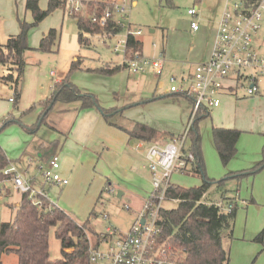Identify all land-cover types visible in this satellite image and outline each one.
I'll return each mask as SVG.
<instances>
[{"label": "rangeland", "instance_id": "1", "mask_svg": "<svg viewBox=\"0 0 264 264\" xmlns=\"http://www.w3.org/2000/svg\"><path fill=\"white\" fill-rule=\"evenodd\" d=\"M97 2L84 0L81 13L84 17L81 14L78 16L85 18L90 10L95 11ZM233 2L171 0L169 4L164 0H132L130 32L138 29L142 31L138 37L143 56L164 60L159 78L146 67L138 77L122 70L113 76L95 79V75L86 70L105 64H120L125 45L119 48L118 54H114L111 51L113 39L104 43L98 35L92 36L85 32L83 36L87 42L80 43L76 20L69 14V7L65 6L64 11L60 8L51 12L28 30V49L22 57L25 67L17 104L14 103V91L10 89L12 85L0 79V147L10 161H20V173L28 168L26 176L35 178L36 188L42 185L38 167H46V161L39 159L35 153L37 145L51 144L55 139L63 142L65 137L71 140L63 149L54 150L51 147L50 152H47V155H58L59 166L68 162L69 155L74 156L78 150L83 152L82 146L88 141H82L87 135V128L78 121L81 115L78 103L56 102L43 123L37 122L42 111L39 103L50 96L54 83L67 74L75 59L80 60V70L71 72L69 81L81 91L95 95L99 107L123 110L110 119L111 123L129 128V123L125 121H137L153 125L162 132L181 134L188 124L192 105L185 97L171 94V88H181V78L188 77V64L196 63L190 47L202 42L194 38L189 25L191 21L197 22L199 32L206 27L217 28L223 10ZM47 3L48 0H39V8L46 10ZM195 8L198 11L197 20L187 14L188 10ZM22 23H33L31 13L25 9V0H0V45H4L10 36L18 34ZM260 23L264 34V19ZM52 29L57 33L54 45L50 51H40L41 38ZM126 31L122 29L117 35V39L123 43ZM258 52L264 58V46ZM127 56L130 57L129 51ZM5 75L7 70L0 64V78ZM172 77L175 78L174 82L171 81ZM222 96L219 97V106L210 108L209 116L198 124L204 176L207 181L221 182L219 189L216 185L209 189L211 191L214 188V191L207 192L204 202L221 205L225 199L237 202L232 237L224 233L222 238V246L229 254V264H264V169L238 180L231 178L235 173L249 171L261 160L264 96L248 95L243 88H238L235 94ZM9 97L13 101H9ZM93 110L99 114L96 109ZM8 118L11 122L4 126V120ZM76 121L80 125L74 134H66L63 129L76 126ZM24 126L30 127L31 131L26 132ZM116 128L122 129L118 125ZM213 128L241 132L236 145L237 153L225 166L214 147ZM93 129L95 133L92 138ZM100 129L95 125L88 134L93 139L91 146H97L100 142L97 153H91L87 146L86 153L84 151L78 158L73 174L66 178L68 184L63 188L43 185L42 192L77 224L89 218L90 246L106 254L115 240L108 244L97 242V235L103 234L109 226L122 234H128L138 211L142 209L143 198L151 190V184L144 160L148 145L141 143L142 146L138 147L135 139L128 141L125 135L118 137L105 132L99 139ZM125 139L128 142L125 143ZM162 140L166 141L167 138ZM185 147L189 150L193 148L190 136L186 139ZM57 172L60 173L59 169ZM21 175L25 177L23 172ZM204 180L200 174L193 172L191 165L184 172H175L170 182L189 189L199 187ZM6 187L9 191L0 202V220L11 222L21 194L12 189L10 184H6ZM119 192L123 195L120 198L117 196ZM175 207L176 203L172 201L164 203L165 209ZM49 255L52 260L61 258L60 243L54 236V229L49 233ZM1 262L17 264V257L14 254H3Z\"/></svg>", "mask_w": 264, "mask_h": 264}, {"label": "trees", "instance_id": "2", "mask_svg": "<svg viewBox=\"0 0 264 264\" xmlns=\"http://www.w3.org/2000/svg\"><path fill=\"white\" fill-rule=\"evenodd\" d=\"M164 1L169 4L171 2V0ZM60 8L64 11V0H48L46 10L39 8V0H26L25 9L31 13L33 23H22L19 33L10 36L4 45H0V64L7 70V75L0 79L4 83L12 85L14 103L16 104L20 99V81L25 67L22 57L28 49V30L40 23L51 12ZM106 8H108L107 1L98 0L95 11L100 16ZM90 11L93 12V10ZM72 17L76 20L80 43L87 42L83 36L84 32L93 36L102 31L100 26L92 24L88 18ZM110 29L111 26L107 28V30ZM56 37L57 33L54 29L43 35L39 50L50 51ZM139 45L137 40L129 38L127 48L130 54H135L134 50ZM122 69H124V65L110 66L105 64L95 69H87L86 72L113 76ZM75 70H80V60L78 59L71 63L67 74L54 83L50 96L39 103L42 109L37 120V122L40 121L39 124L43 123L45 116L56 102L64 104L76 102L79 104L80 110L96 109L103 120L109 124H111L110 119L112 117L123 111L116 108L99 107L95 95L83 92L72 84L69 81V75ZM208 116L209 112L199 111L192 120L188 133L193 143L191 149L194 155L192 170L200 174L205 180L199 187L189 189L172 185L166 196L168 200L176 201V207L173 209L163 208L160 213V242L170 245L171 251L175 252L177 264H229V254L222 246V238L224 233L229 238L232 237L237 204L231 199L223 200L220 206L204 202L207 192L213 185H216L217 189L221 186V182L207 181L204 176L198 124L200 120ZM10 122L11 119L9 118L4 120V126ZM24 129L28 133L31 131L30 127L27 126H24ZM126 132L131 139L142 142H153L159 136L156 130L140 123H134L132 130ZM240 134V131L233 129H212L214 147L224 166L236 155V145ZM42 147L45 155L50 152L51 147L55 150L58 146L55 142L43 144ZM9 164L11 161L0 147V181L5 178L3 170ZM262 169H264V134L261 160L249 171L235 173L231 178L238 180L249 173L254 174ZM229 205H231V211L227 212L226 208ZM88 223L89 218L86 222L77 224L46 197L38 196L33 199L26 193L21 194L13 220L11 222L0 220V264H2L1 256L3 254H14L17 257V264H92L90 261V249L92 247L89 236L91 229L88 228ZM51 229H54V236L60 243L61 258L56 260H52L49 255V233ZM96 240L99 242L101 237L97 235Z\"/></svg>", "mask_w": 264, "mask_h": 264}, {"label": "built area", "instance_id": "3", "mask_svg": "<svg viewBox=\"0 0 264 264\" xmlns=\"http://www.w3.org/2000/svg\"><path fill=\"white\" fill-rule=\"evenodd\" d=\"M64 1L65 6L70 9L71 16L82 13L84 0ZM106 1L108 8L100 16L93 10L85 17L92 24L102 28L96 35L105 43L113 39L114 46L111 51L114 54H118L119 48L125 45L122 60L129 73L141 74L144 68L148 67L159 77L164 62L162 58L153 60L136 53L127 56L128 39L136 40L142 33L140 29L130 32L132 0ZM187 14L193 19L198 18L196 8L188 10ZM81 16L84 17L82 14ZM263 19L264 0H234L230 6L225 7L217 24V34L209 58L195 64L187 78H181L180 89L171 88L172 93H179L191 102L192 111L185 130L166 142L156 141L148 145L144 160L150 175L151 193L143 202L142 209L128 234H122L109 226L99 235L101 237L99 242L108 244L113 239L115 242L106 254L99 253L97 248L92 247L90 249L92 264H177L175 252L171 251L170 245L160 242L161 210L165 202L176 203L175 200H168L166 196L172 186L171 177L175 172L186 171L194 163V155L185 147V142L192 120L199 111L208 112L210 108L218 107L220 94L226 90L236 93L238 88H243L248 95L264 96V58L258 52L264 46V34L260 23ZM109 26L111 29L107 30ZM190 28L196 32L197 22L191 21ZM122 29L127 30L124 43L117 39ZM171 81L174 82L175 78L172 77ZM9 101H13L12 97H9ZM45 166L38 167L42 185L63 188L68 184L67 179L62 178L57 172L59 163L56 154L50 157ZM3 175L5 178L0 181V202L8 190L6 184L33 199L38 196L46 197L42 192L43 188L35 189L22 177L14 164L11 163L4 169ZM216 205L220 206L221 203ZM226 211H231V205Z\"/></svg>", "mask_w": 264, "mask_h": 264}, {"label": "crops", "instance_id": "4", "mask_svg": "<svg viewBox=\"0 0 264 264\" xmlns=\"http://www.w3.org/2000/svg\"><path fill=\"white\" fill-rule=\"evenodd\" d=\"M25 2H26V0H25ZM189 28H190V25H189ZM190 31L194 34V38H197V39H201L202 40V42L201 43H199V44H197V45H193V46H191L190 47V51H191V53L193 54V57H194V61L196 62V63H190V64H188V66H189V69H188V71H186V72H188V76L192 73V70H193V67H194V65L195 64H197V63H199V62H202V61H206L208 58H209V56H210V53H211V50H212V48H213V45H214V42H215V38H216V34H217V28H212V27H210V28H208V27H206V28H204V29H202V31L201 32H199V28H198V30L196 31V32H193L192 30H191V28H190ZM151 33H153V31H150ZM136 40L139 42V46H138V48L137 49H135L134 50V53H136V54H139V55H141V56H143V53H142V51H141V47H142V44H141V41H140V39H139V37H137L136 38ZM105 43V42H104ZM130 55H132V54H130ZM144 57H147V56H144ZM116 65H124L123 64V60L120 62V64H110V66H116ZM98 68V67H97ZM150 70H152L151 68H149ZM122 70H126L127 71V69H125V67H124V69H122ZM121 70V71H122ZM153 71V70H152ZM128 72V71H127ZM129 73V72H128ZM154 73V72H153ZM95 76H94V78L95 79H97V77H105V76H103V75H99V74H95V73H93ZM130 74V73H129ZM133 75H135V74H133ZM182 75H184V73L182 72ZM138 76H140L139 74H137V77ZM154 76H156L155 74H154ZM161 76V75H160ZM159 76V77H160ZM157 78H159L158 76H156ZM57 82V81H56ZM10 89H12V87H10ZM228 90H226V91H223L221 94H220V96H222V95H227L228 93H230V91H228ZM227 93V94H226ZM171 94H177V93H171ZM230 94H235V93H230ZM155 95V94H154ZM169 96V95H168ZM172 96V95H171ZM223 97V96H222ZM80 113H81V115L79 116V118H78V121L79 122H82L83 123V126H85V128H87V130H86V132H87V135H85V137H83V139H82V141H83V143L84 142H86L87 140V142L85 143V144H87V145H85L84 144V146H82L83 148H82V151L84 152L85 151V148L87 147V146H89L90 147V151H91V153H97V151H98V146L100 145V142L99 141H97V143L99 142V144L96 146V145H93V146H91L90 144L93 142V139H91V137L93 138V135H94V129L92 130V128H93V126H95V125H97V128H101L100 129V133H98L99 134V139L101 138V134L103 133V132H105V133H111L112 135H115V136H118V137H120L121 135H125V137H126V139L129 141L131 138L129 137V135H128V132H126V131H130V130H132V128H133V125H134V123H140V122H137V121H125L126 123H129V125H130V127L128 128V127H122L121 125H119V124H114V123H111V124H109V123H107V122H105L104 120H103V118L101 117V115L100 114H97L93 109H86V110H81L80 111ZM119 115V114H118ZM122 115V114H121ZM78 121H76L75 122V124H76V126H74V124L72 125V126H74V127H71L70 129L69 128H65V129H63V130H65L64 132H66V134H69L70 136H72L73 134H74V131L76 130V128L78 127V125H80L79 124V122ZM140 124H144V123H140ZM34 124H32L31 126H33ZM82 125V124H81ZM120 126L122 129H117L116 128V126ZM144 125H146V126H148V127H151L152 129H154V130H156L157 132H158V134H159V136H158V138H157V140H155V141H153V142H156V141H159V142H166L167 140H169L171 137H173V136H177V135H175V133H171V132H162V131H160L158 128H156V127H154L153 125H149V124H144ZM107 126H109L108 128H107ZM28 127V126H27ZM109 128H111V129H109ZM109 129V130H108ZM62 130V131H63ZM91 130H92V135H91V137H89V132H91ZM63 132V133H64ZM68 132V133H67ZM179 135V134H178ZM163 138H167V140L166 141H164V140H162ZM126 139L124 140V142L126 143V142H128V141H126ZM135 141H137L138 142V144H137V146L140 144L141 145V143H143V144H147V145H149V144H151V143H153V142H142V141H139V140H135ZM57 143V148H56V150H61V149H63L64 147H66L67 146V144H70V142H71V140H69V139H67L66 137H65V140H63V142L62 141H59V140H57V139H55L54 141H52V143ZM95 142H96V140H95ZM43 144H45V145H47L48 143H42L41 144V147L39 148V145H37L36 147H35V153L37 154V156H38V158L39 159H43V160H45L46 161V163L48 162V160L50 159V157H51V155H53V154H50V155H47V154H45L44 155V153H45V151H44V149H43V147H42V145ZM105 148H107V147H105ZM105 148H101V149H105ZM78 149H79V147H78ZM108 149V148H107ZM83 152H81L80 150H78V152L77 153H75L74 154V156H70L69 155V160H68V162L67 163H64L63 164V166H59V175H61L62 176V178H64V179H66V178H68V177H71V175L73 174V170H74V168H75V165H76V163L78 162V158L79 157H81L82 156V154H83ZM108 152V151H107ZM84 153H86V151L84 152ZM237 153V152H236ZM56 154V153H55ZM57 155V154H56ZM88 155V154H87ZM58 156V155H57ZM44 157V158H43ZM32 161H35V159L34 160H32ZM11 163L12 164H14L17 168L18 167H20V161L19 160H17V161H15V163L13 162V161H11ZM126 164V163H125ZM71 168V169H70ZM21 169V168H20ZM70 169V172L68 171ZM23 172V174H24V178L26 179V180H28L31 184H32V186H36V181H35V178H32V177H27L26 175H27V173H28V168H26V170H23L22 171ZM21 172V173H22ZM149 173V172H148ZM150 176V175H149ZM110 185V184H109ZM42 186L43 185H41V186H39V188H36V189H41L42 188ZM8 190L7 191H9V188H7ZM214 188H212L211 189V191H209V193L210 192H212V191H214L213 190ZM151 190H152V188H151ZM151 190L149 191V193L146 195V197H144L143 198V202L146 200V198L150 195V193H151ZM121 196H123V195H121ZM236 202V201H235ZM237 203V202H236ZM143 205V204H142ZM166 208V207H165ZM141 210V209H140ZM139 210V211H140ZM139 211H138V213H139Z\"/></svg>", "mask_w": 264, "mask_h": 264}, {"label": "water", "instance_id": "5", "mask_svg": "<svg viewBox=\"0 0 264 264\" xmlns=\"http://www.w3.org/2000/svg\"><path fill=\"white\" fill-rule=\"evenodd\" d=\"M121 195H122V194L119 192L117 196L120 198V197H121Z\"/></svg>", "mask_w": 264, "mask_h": 264}]
</instances>
